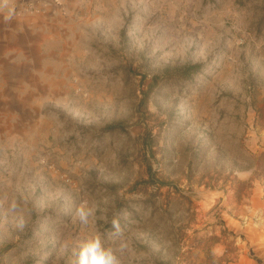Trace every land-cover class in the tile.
Returning <instances> with one entry per match:
<instances>
[{
    "label": "rangeland",
    "instance_id": "rangeland-1",
    "mask_svg": "<svg viewBox=\"0 0 264 264\" xmlns=\"http://www.w3.org/2000/svg\"><path fill=\"white\" fill-rule=\"evenodd\" d=\"M9 2L0 264H264V0Z\"/></svg>",
    "mask_w": 264,
    "mask_h": 264
},
{
    "label": "clouds",
    "instance_id": "clouds-1",
    "mask_svg": "<svg viewBox=\"0 0 264 264\" xmlns=\"http://www.w3.org/2000/svg\"><path fill=\"white\" fill-rule=\"evenodd\" d=\"M92 214L93 210L86 206V202L77 209V215L82 223L87 224ZM78 247L77 264H114L115 257L112 250L104 246L103 238L98 233L87 236Z\"/></svg>",
    "mask_w": 264,
    "mask_h": 264
},
{
    "label": "crops",
    "instance_id": "crops-1",
    "mask_svg": "<svg viewBox=\"0 0 264 264\" xmlns=\"http://www.w3.org/2000/svg\"><path fill=\"white\" fill-rule=\"evenodd\" d=\"M6 5H11V2L9 0H0V8H5Z\"/></svg>",
    "mask_w": 264,
    "mask_h": 264
},
{
    "label": "trees",
    "instance_id": "trees-1",
    "mask_svg": "<svg viewBox=\"0 0 264 264\" xmlns=\"http://www.w3.org/2000/svg\"><path fill=\"white\" fill-rule=\"evenodd\" d=\"M198 66H199V65H193L192 68H193V69H196V68H198ZM253 257H254V259H255L257 262H259V263L261 262V259L258 258L257 256H253Z\"/></svg>",
    "mask_w": 264,
    "mask_h": 264
}]
</instances>
